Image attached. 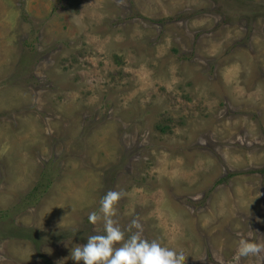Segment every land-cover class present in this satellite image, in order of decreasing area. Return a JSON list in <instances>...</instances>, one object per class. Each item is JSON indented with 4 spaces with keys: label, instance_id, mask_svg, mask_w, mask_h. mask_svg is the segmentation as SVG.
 <instances>
[{
    "label": "rangeland",
    "instance_id": "rangeland-1",
    "mask_svg": "<svg viewBox=\"0 0 264 264\" xmlns=\"http://www.w3.org/2000/svg\"><path fill=\"white\" fill-rule=\"evenodd\" d=\"M108 191L185 264L264 236V0H0L3 264H76Z\"/></svg>",
    "mask_w": 264,
    "mask_h": 264
},
{
    "label": "clouds",
    "instance_id": "clouds-1",
    "mask_svg": "<svg viewBox=\"0 0 264 264\" xmlns=\"http://www.w3.org/2000/svg\"><path fill=\"white\" fill-rule=\"evenodd\" d=\"M124 195L122 191H108L102 197L99 209L102 215L94 211L88 219L93 224L102 219L103 234L90 235L86 243L74 247L70 253L72 260L76 264H185L183 250L146 239L138 218L128 225L127 231L131 234L126 237L125 231L113 219L116 206ZM253 233L249 229L246 234H236L239 243L234 264H240L242 258L249 256L256 257L258 264H264V236L256 237ZM0 264H3V258H0Z\"/></svg>",
    "mask_w": 264,
    "mask_h": 264
}]
</instances>
